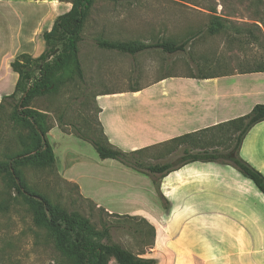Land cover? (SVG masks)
Here are the masks:
<instances>
[{
  "label": "crops",
  "instance_id": "obj_1",
  "mask_svg": "<svg viewBox=\"0 0 264 264\" xmlns=\"http://www.w3.org/2000/svg\"><path fill=\"white\" fill-rule=\"evenodd\" d=\"M68 0H0V102L18 80L11 64L39 57L43 35L68 13ZM97 118L124 152L156 146L248 115L264 104V73L166 77L135 91L99 93ZM53 134V136H52ZM59 175L108 217L145 222L156 264H264V194L234 165L192 162L153 179L97 152L74 134L47 135ZM240 157L264 176V121L246 135ZM162 197V199H161Z\"/></svg>",
  "mask_w": 264,
  "mask_h": 264
},
{
  "label": "rangeland",
  "instance_id": "obj_2",
  "mask_svg": "<svg viewBox=\"0 0 264 264\" xmlns=\"http://www.w3.org/2000/svg\"><path fill=\"white\" fill-rule=\"evenodd\" d=\"M217 21L223 28L213 33L210 28ZM187 39L186 50L174 54L150 49L132 56L97 45L98 40L180 44ZM79 51L84 79L65 74L55 92L34 96L29 106L46 115L47 127L100 137L95 104L99 93L135 91L172 76L212 78L263 68L264 0H95ZM12 111L10 101L1 103L0 163L11 162L34 146L31 127L15 125ZM176 149L174 145L159 147L142 159L147 164H176L181 157V149ZM15 167L27 187L52 205L89 219L97 231L109 227V243L135 255L147 252L152 230L145 222L108 217L83 198L77 185L64 180L57 166L28 162ZM0 264H72L48 228L36 224L30 204L15 194L2 175ZM109 264L117 263L112 259Z\"/></svg>",
  "mask_w": 264,
  "mask_h": 264
},
{
  "label": "trees",
  "instance_id": "obj_3",
  "mask_svg": "<svg viewBox=\"0 0 264 264\" xmlns=\"http://www.w3.org/2000/svg\"><path fill=\"white\" fill-rule=\"evenodd\" d=\"M68 1L72 3L71 10L57 17L51 31L43 35L44 52L37 58L22 54L11 64L13 71L18 75V80L14 92L4 97L0 105L4 101L11 102L12 122L17 126L31 127L34 146L25 154L15 156L9 163H0V175L6 179L16 195L22 196L30 204L36 224L48 228L57 248L72 261V264H109L112 259L117 264H156L154 259L140 258L120 245L109 243V227L97 231L89 219L52 205L44 196L30 190L15 167L28 162H39L50 168L56 167L55 155L47 137L51 129L46 126L47 117L31 109L29 104L36 95L55 92L65 74L75 73L80 80L84 79L79 43L82 41V32L95 0ZM222 28L223 24L217 21L212 23L210 31L214 33ZM189 41L187 39L180 44L173 42L136 44L98 40L97 45L103 49L134 56L150 49H160L168 54L184 52ZM244 73H264V67ZM99 111L97 108V115ZM263 121L264 104H258L244 117L133 152H124L110 144L98 118L100 137H86L81 134L76 136L90 143L100 159L116 160L130 169L151 177L157 190H159L158 178L188 163L199 161L234 165L264 194V176L240 157V148L246 135L255 125ZM169 145L181 149V157L176 164H147L143 161L142 158L148 151Z\"/></svg>",
  "mask_w": 264,
  "mask_h": 264
}]
</instances>
